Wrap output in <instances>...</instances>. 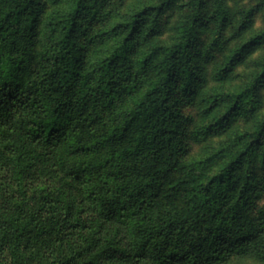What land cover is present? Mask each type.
<instances>
[{
	"label": "trees",
	"instance_id": "trees-1",
	"mask_svg": "<svg viewBox=\"0 0 264 264\" xmlns=\"http://www.w3.org/2000/svg\"><path fill=\"white\" fill-rule=\"evenodd\" d=\"M111 1L67 0L36 50L45 0H0V264H264V205L255 204L264 179L253 166L264 119L171 183L190 136L183 101L206 81L228 6L188 0L164 43L163 17L179 0L137 5L88 65L91 32ZM263 38L244 43L223 71ZM263 82L264 64L194 136L255 103Z\"/></svg>",
	"mask_w": 264,
	"mask_h": 264
},
{
	"label": "rangeland",
	"instance_id": "rangeland-1",
	"mask_svg": "<svg viewBox=\"0 0 264 264\" xmlns=\"http://www.w3.org/2000/svg\"><path fill=\"white\" fill-rule=\"evenodd\" d=\"M154 0H112L106 13L107 20L94 26L91 35L95 40L90 46L87 56L88 65L96 61L98 57L106 54L108 48L116 41L115 28L118 27L137 5L150 4ZM157 1V0H155ZM188 0H179L175 7L163 17L161 40L164 43L171 42L176 32V26L186 13ZM209 10L214 7L215 0H206ZM228 6L231 21L223 27L219 41L211 51V58L205 64L206 81L196 94L189 100L183 101V112L191 117L187 133V150L182 157V169L175 172L171 183L180 180L184 173L188 172L191 165L204 162L206 159L224 150H230L236 143L240 134L250 132L259 120L264 119V82L257 86L254 92L255 103H250L235 113L224 127L199 137L194 132L202 130L206 125L213 123L215 119L224 115L228 105L224 99L229 92L242 90L255 83L263 69L264 64V38L255 46H252L241 57H238L231 68L226 72L227 66L238 48L251 38L264 34V0H224ZM67 0H45V11L42 15L43 26L36 36V50H40L44 44V24L49 15L66 8ZM249 12V13H248ZM212 15V12L210 13ZM209 14V15H210ZM246 22V25L243 22ZM219 24L213 18L209 21V30L204 33V43H210L217 34ZM236 148H233V151ZM264 149V148H263ZM257 152L253 166L259 178L264 179V165L262 151ZM224 158H221L216 166L207 170L210 176L222 166ZM184 168V169H183ZM255 204L264 205V189L258 194Z\"/></svg>",
	"mask_w": 264,
	"mask_h": 264
}]
</instances>
